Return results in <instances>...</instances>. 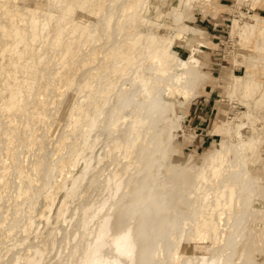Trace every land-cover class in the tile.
Segmentation results:
<instances>
[{
    "label": "bare ground",
    "instance_id": "6f19581e",
    "mask_svg": "<svg viewBox=\"0 0 264 264\" xmlns=\"http://www.w3.org/2000/svg\"><path fill=\"white\" fill-rule=\"evenodd\" d=\"M194 2L0 0V264H49V244L52 264H241L259 242L264 176L248 157L264 142V16L232 21L245 71L224 82L245 109L216 123L226 138L200 163L180 162L178 109L208 78L199 47L174 48L201 30L184 19ZM62 191L41 237L35 205L48 200L51 224Z\"/></svg>",
    "mask_w": 264,
    "mask_h": 264
},
{
    "label": "rangeland",
    "instance_id": "374dc122",
    "mask_svg": "<svg viewBox=\"0 0 264 264\" xmlns=\"http://www.w3.org/2000/svg\"><path fill=\"white\" fill-rule=\"evenodd\" d=\"M164 1H166V3ZM262 1L263 3H259L257 4V7H254L252 4H250L249 1L240 2L239 0H195V2L192 3V6L185 9V21L188 18V20L186 21L187 23L201 30L195 32L194 37L191 36V34L189 35V37L191 36L193 38L191 43H186L183 45L176 44L174 45V48L182 57H187L190 54L193 45L199 47L201 49L199 51V54L201 55V65L204 71L207 72L208 78L198 87L196 96L192 99V103L190 104V106L181 107L180 109H178L179 113L184 114V128L182 133H176L171 141L172 148L176 150L174 154V159L176 161H189L193 164L200 163L206 150L210 146H212L217 141L226 138L223 135L215 134L213 132L216 123L228 118L229 113L237 114L235 112H237L238 110L241 111L245 109V106L240 102V93L235 94L233 96L235 98H232V100L227 96L229 93V88L224 82L225 79L226 81H229V79L231 81V76H229L231 75V73L236 72L237 74H242L245 71V67L241 62L243 61L242 59L244 57L235 55V40L238 39V34H232V21H234L235 17L239 16V12L241 11L249 14L250 8L252 12H257L260 15L264 16V0ZM177 3L178 0H153V5L158 4V6H162V8H166L168 10ZM152 9L154 8L152 7ZM169 21L172 22V18H169ZM213 28H215V30ZM215 32H220L221 34L219 36H216ZM201 43H203V46H201ZM206 97L208 98V101H204ZM199 100H202L203 102H199ZM205 102L207 103V107L204 110L206 112L205 116L202 118H198V120L193 119L190 113L193 109V105L196 103L200 104L199 110H202V105ZM262 113L264 114V111ZM244 131L246 134L251 133L249 128H245ZM207 134L210 135V141L205 140ZM258 151H260L259 153L261 155L259 153H254L250 157H248V165L250 166L254 174L264 176V154H262L264 153V142L259 146ZM254 160L256 161L252 162ZM81 166L82 165L80 164L76 168V171H79ZM64 174L65 172L61 173V176H63ZM57 176L58 175L56 174V177ZM63 197L65 198L64 191L59 193L56 198L57 201L52 211L51 224H48L46 219L41 216L44 210H48V200L45 198H41L35 205V209H37V211L35 210L33 212V215L35 216V218H37V225L42 222L41 225H39L40 230L43 229V234H39L41 237L43 235L46 236L53 229V224H55L56 221V212L58 206L64 199ZM77 198L78 196H76L74 203L72 202V205L78 202ZM256 205L258 207L260 206L262 210L260 212V209H258V207H255L256 209H254L253 213H255L254 218L256 216V219L253 218L254 220L250 221V223H252L250 224L249 228L251 230L253 229L254 233H257H255V237L258 238L259 242H255L256 244L253 242L251 243V245L247 249L246 255L244 256V258H242L243 264H264V205L262 204V202L256 203ZM17 236V245L21 247L23 246V244L20 245V240L22 239V236L24 239L25 234L23 232H20ZM41 237L36 236V234L32 233L31 231L30 238L28 239V241H26V243H29V240L33 243H39L40 239H42ZM49 237V239L52 238L51 235ZM47 246L49 249L47 251H49L50 254L46 251L47 259L45 260L49 264H52L54 263V260L58 258V247L57 245H55V249L51 251V244ZM255 248H257V251L255 250ZM48 255L50 256L49 260ZM52 258L54 260H52Z\"/></svg>",
    "mask_w": 264,
    "mask_h": 264
},
{
    "label": "crops",
    "instance_id": "0c3cea01",
    "mask_svg": "<svg viewBox=\"0 0 264 264\" xmlns=\"http://www.w3.org/2000/svg\"><path fill=\"white\" fill-rule=\"evenodd\" d=\"M214 30H215V28H213ZM221 33L220 32H215V35L216 36H219ZM202 100H199V102H201ZM204 101H208V98L206 97L205 98V100ZM198 102V103H199ZM203 102V101H202ZM198 103H196V104H194L193 105V109L191 110V115H192V118L193 119H195V120H198V118H202V117H204L205 116V114H206V112L204 111L205 109H206V107H207V103L205 102L203 105H202V110H199V107H200V104H198ZM197 108H198V110H197ZM204 111V112H203ZM207 137L205 138V140H208V141H210V135H206Z\"/></svg>",
    "mask_w": 264,
    "mask_h": 264
}]
</instances>
